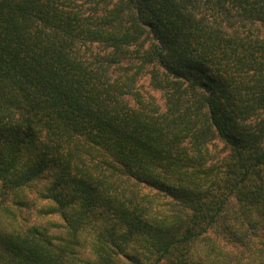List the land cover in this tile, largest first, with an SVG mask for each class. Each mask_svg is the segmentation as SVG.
Listing matches in <instances>:
<instances>
[{
  "label": "trees",
  "instance_id": "1",
  "mask_svg": "<svg viewBox=\"0 0 264 264\" xmlns=\"http://www.w3.org/2000/svg\"><path fill=\"white\" fill-rule=\"evenodd\" d=\"M263 112L264 0H0V264H208L232 203L264 264Z\"/></svg>",
  "mask_w": 264,
  "mask_h": 264
},
{
  "label": "rangeland",
  "instance_id": "2",
  "mask_svg": "<svg viewBox=\"0 0 264 264\" xmlns=\"http://www.w3.org/2000/svg\"><path fill=\"white\" fill-rule=\"evenodd\" d=\"M101 4H103V1H101ZM87 5L90 6L91 4ZM137 48L138 46H130L129 49L134 51V49ZM79 52L83 57L87 58L90 61L92 60L97 62V59L106 62L107 56L111 52H113V49L108 48L100 43H82L79 45ZM124 58L127 59L130 57L126 56ZM124 64H127L128 66H112V73L120 74L121 72L126 70L125 67L135 66V64H137V61L135 59H127L126 62L124 61ZM129 64L132 66H130ZM135 70L136 68L132 67L131 70L128 71L134 73ZM136 86L144 96L152 94L159 106H161V108H164V99L162 98L161 92L151 85L147 69L142 71L138 75ZM263 115L264 112L259 117H252L247 121H243L242 123L244 124L245 128L254 129V126H256ZM210 149L211 157L209 162L212 164L211 166H214L213 174L214 172L215 174H219L220 170L224 166L223 162L224 156L226 154V148L222 143L214 141ZM192 168L194 170L195 165H192ZM183 178L187 179L189 178V176L185 175ZM139 188H143V191H141L142 193H145V191L148 190L140 186ZM157 202H162L161 206L169 211L170 204L167 203H170L171 201L168 197L161 195ZM230 206V209H228L230 215L229 217H232L235 222V225L232 227V229H230L234 232L231 233V231L229 232L227 231V229H222V226L219 225L214 226L206 237L198 240L193 245H195V249L198 253L202 251L207 254V257L203 261L207 262L208 264H257L259 258L261 257V253L257 251V248H259V246L261 245V243H259V236L253 233L251 229H248L246 220L248 219V214L245 213L242 208L236 203H232ZM254 220L255 219H253V221ZM136 248L137 251L144 253V255L141 256L142 260L150 263L152 258L150 255L151 246L149 245V249L146 250L144 249L145 246H139L136 244ZM216 260H218L219 263ZM159 264H167V259L162 260Z\"/></svg>",
  "mask_w": 264,
  "mask_h": 264
}]
</instances>
